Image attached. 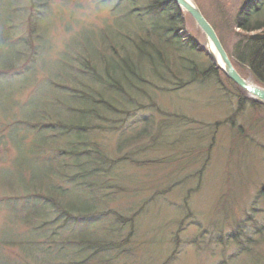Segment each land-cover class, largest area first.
I'll return each instance as SVG.
<instances>
[{"label": "rangeland", "instance_id": "374dc122", "mask_svg": "<svg viewBox=\"0 0 264 264\" xmlns=\"http://www.w3.org/2000/svg\"><path fill=\"white\" fill-rule=\"evenodd\" d=\"M100 1L42 0L35 12L31 11V15L43 12L47 15L39 24L44 32L37 29L32 40V69L24 74L22 70H14L12 74L17 76H7L2 73L8 71H2L1 68L4 67L0 64V264H63L61 255L67 251L63 248L64 245H54L52 250H58L57 253L36 241H40L39 237L43 236L40 235L41 232L45 234L46 231L35 229L34 218L30 215L32 212L26 210L33 206H43L48 210L49 203L26 193L32 185L40 183V169H44L46 173L49 168L50 171H56L49 161L56 159L60 143L50 141H53L54 130L56 132L62 128L56 123L69 126V118L73 116L69 113L71 106L64 107L67 106L63 104L67 101V96L63 90L74 84L61 72V66H58L59 54L71 40L76 39L81 43L82 58L100 60L105 52L100 34L116 23L118 25V21L123 19L122 15L114 13L111 8L119 0H111L102 6L99 5ZM195 1L208 22L216 29L238 72L255 82L249 69V59L243 54L247 46L245 37L249 35L238 32L234 27L242 0ZM141 5L142 1L136 0V6ZM28 8H31L29 2L0 0V52L5 59L2 60L0 55L2 63L15 62L17 39L29 40ZM123 9H126V15L130 11L129 6ZM130 17L131 15L128 16ZM260 19L264 21L263 15ZM182 20L191 36L203 47H207L206 36L197 28L194 19L187 15ZM125 27L132 30L130 37L137 34L133 25L125 24ZM139 36L145 37L144 34ZM85 38L88 41H84ZM242 40V44H239ZM161 46L166 47L154 35L150 41L145 39V47H153L155 50L150 49L153 53ZM128 52L135 55L129 50ZM196 52H200V55L188 51L180 52L188 54L186 60L165 54L164 57L171 64L169 73L164 72V76L160 78L154 69L144 65L146 72L143 82L137 79L126 88V92L132 94H139L141 89L148 95L154 94L152 101L156 108L167 113L158 115L156 121L150 124V128L155 125V131L150 136L153 138L137 137L138 127L129 129L123 135L121 131L114 133L113 129L120 125H112V122L101 129H98L101 125L99 124L94 131H106L101 139L102 158L105 160L107 155L121 158L112 166L116 174L115 184L121 187L114 194H106L109 196L103 195V186L90 187L93 190L88 195L84 194V189H80L79 194L61 195L62 201H72L79 206L78 211L64 206L68 210L67 215L108 211L112 216V212H122L132 222L135 221V225L127 229L121 225L115 228L110 225L113 218L97 222L93 217L92 224L88 220L79 223L80 228L90 229L78 235L79 229L73 233L66 231L78 225L77 221H71L66 228L59 231L62 233L60 238L55 235L57 240H69L78 235L76 243L81 240L102 242L106 239V230H111L110 243L105 247L101 243H94L95 246L86 245L95 249L88 250L89 255L104 250L97 258L107 260L101 262L92 259L83 264H264V110L253 109L247 96V101H244L245 94L229 82L220 69L215 70V75L211 73L210 78H203L204 71L216 65L206 54L207 51L198 48ZM73 58H77V53ZM26 59L27 57L21 56V62ZM187 60L197 63L194 72L190 73L188 70ZM135 62L139 64L140 58ZM259 62L260 59L257 60ZM62 68L71 75L69 68L66 69L64 65ZM53 71H58V74L60 72L61 77L56 80L60 81L63 89L52 93L46 79L48 77L54 82L48 76ZM188 73L192 77L195 75L196 82H189L192 77ZM77 75L81 78L79 72ZM156 75L159 80H156ZM173 77L177 78L176 82ZM165 78H170V84L163 82ZM165 80L168 82V79ZM149 81L156 91L145 86L144 82L150 85ZM76 84L79 85L80 81L77 80ZM84 84L97 89L88 80ZM143 99L135 108H144L145 98ZM57 104L62 105L54 108L59 109V115L57 111H51ZM48 105V120L39 121L37 124L35 121L38 120L33 118L39 119L41 113L47 112ZM32 113L33 118L25 117ZM152 115L151 110H148L132 116L128 122L147 116L148 119L142 120L150 123L154 119ZM176 115L188 120L181 121L175 118ZM21 118L26 120V124L23 127H14L13 121ZM231 118L235 120L233 127L226 123ZM219 123L223 125L220 126ZM38 125L44 128L43 133ZM135 125L136 122L125 124V127ZM217 126L221 127L219 133L214 129ZM239 128L242 132L238 135ZM163 131L165 132L162 134ZM248 136L249 139H246ZM118 139L123 142L128 139L130 146L126 143L116 145ZM94 140L97 138L94 137ZM154 141L160 143L154 145ZM46 142L48 145H45ZM187 148L191 149L189 153ZM152 150L155 151L154 155L147 156L146 152ZM73 157L77 167H80L76 156ZM209 159L206 168V161ZM122 171L126 178L119 177ZM49 181L59 184L56 178ZM51 185H47L48 194ZM110 185L109 182L107 187ZM6 206L9 210L7 213L4 210ZM22 208L24 210L20 212ZM46 215L49 221L55 218L51 213ZM14 226L17 227L14 229ZM48 228H51L48 229L49 233H54L57 224L48 225ZM216 235L222 236V245L212 241ZM243 235L251 236L248 247L251 244L253 247L248 253H241V248L237 246ZM12 236H16L12 240L18 244V255L10 258L8 255H13L15 249L14 243L8 241ZM201 240L205 242L202 243ZM8 243L13 246L10 247Z\"/></svg>", "mask_w": 264, "mask_h": 264}, {"label": "trees", "instance_id": "16d2710c", "mask_svg": "<svg viewBox=\"0 0 264 264\" xmlns=\"http://www.w3.org/2000/svg\"><path fill=\"white\" fill-rule=\"evenodd\" d=\"M109 1L110 0H101L99 5H106ZM254 1L255 0H249L244 4L235 21L237 28L246 34L257 31L264 32V21L260 19L262 15L264 17V10L260 7H256ZM111 8L114 13L122 15L123 19L118 21V25L116 23L112 28H108L100 37L105 50V52L102 53V55H104L100 60L82 58L83 63L78 69L81 78L76 79L77 74L72 73L69 79L74 85L63 90L65 96H67V101L63 102V104L65 103L67 106H63H71L69 108V113L73 115L69 118L71 120L70 125L92 132L99 124L101 125L98 129L104 128L103 125L109 123L115 117L113 115H115L117 110L124 106L127 95L126 88H129V85L135 83L137 79L143 80V76L146 72L144 65L154 69L156 74L160 72L164 75V72H167V70L163 65H170L164 57L165 54L178 56L185 60L188 54L180 53V51L194 52L200 55L196 52L198 48L193 39L182 37L184 40L182 41L178 34L179 30H183L184 22L182 20V12L176 7L173 0H154L153 5L149 4L144 9H131L127 15L126 9L124 11L123 8L125 7L122 5H115ZM130 15L131 17L128 18ZM125 24L136 27L137 34L130 37L132 30L126 28ZM141 34H144L145 37H140L139 35ZM153 35L159 39L161 45H166V47H159V50L155 51V55L153 51L150 50L151 48L154 49L153 47L149 49L145 47V39L150 41ZM84 41H88V38H85ZM246 42L247 46L244 48L245 51L243 54L249 59V67L257 76V80L263 83L264 81H262L259 76L262 73V77L264 76V42L253 41L249 38L246 39ZM78 44L81 43L79 42ZM128 50L135 55L130 54ZM138 57L140 58L139 64L135 62ZM16 58L19 59V53H17ZM258 59H260L259 63H257ZM65 61L67 62L69 60L65 59L63 64H65ZM188 63V70L190 73L191 71L194 72L197 63L194 60H189ZM213 70L214 68H209L205 71L203 78H208V74L212 73ZM66 76L68 77L69 74L67 73ZM194 76L192 77L191 75L192 78L189 82H196L197 79ZM77 80L80 81L79 85L76 84ZM86 80L96 85L97 89L90 88L89 86L91 85H85L84 82ZM62 89L63 88L59 87V90ZM56 98L58 97L56 96ZM77 102L83 104H75ZM58 105L60 107L62 106L61 104H57L52 107L51 111H57L59 115V109H54ZM253 107L258 108L259 104L253 102ZM48 111H50L49 105L47 112L41 113L39 119L33 118L34 113L27 115V118L45 122L48 120L46 119ZM76 113H79V115ZM63 117L64 116H61V119ZM56 124L62 126V128L56 132L54 130L52 135L53 141H50V143L59 142L54 140L62 139L61 141H64L70 132V129L62 123L57 122ZM54 128L56 129L57 127L54 125ZM146 130L149 129L146 127ZM147 136H151L147 131L139 135L141 138ZM85 138L86 137H82L79 141L84 143ZM40 171L41 170H39V172ZM66 207H71V209L78 208L69 204ZM61 257L63 259V264L73 261L71 260L73 257L69 254L63 253Z\"/></svg>", "mask_w": 264, "mask_h": 264}, {"label": "water", "instance_id": "95a60500", "mask_svg": "<svg viewBox=\"0 0 264 264\" xmlns=\"http://www.w3.org/2000/svg\"><path fill=\"white\" fill-rule=\"evenodd\" d=\"M179 7H183L194 17L198 26L205 32L208 40L212 43L213 47L217 50L219 56L221 57L222 70L225 74L235 81L239 86H241L247 93H249L256 101L264 103V89L249 85L245 80H243L240 75L236 72L232 66L229 58L227 57L225 51L223 50L215 32L211 26L207 23L204 17L201 15L199 9L195 5L193 0H174ZM264 35H255L253 39H262Z\"/></svg>", "mask_w": 264, "mask_h": 264}, {"label": "bare ground", "instance_id": "6f19581e", "mask_svg": "<svg viewBox=\"0 0 264 264\" xmlns=\"http://www.w3.org/2000/svg\"><path fill=\"white\" fill-rule=\"evenodd\" d=\"M209 50H210V53L213 54V58L215 59V62L217 63V65H219L221 67V63L222 62H221V57L219 56L218 52L215 49H210L209 48ZM163 67H165V69L167 70V73L170 72L169 71V68L171 67V64L169 66L163 65ZM157 74L161 78L162 74L160 72H157ZM159 76H157V75L155 76L156 80H159ZM170 78H165V79H168V81L170 82ZM245 79L248 81V84H250V85L252 84V81L250 79H247V78H245ZM173 81L176 82L177 81V78L176 77H173ZM238 87H239V85H238ZM183 116H185V115H183ZM175 118H179L181 121L182 120H188V119H186V118H184L182 116H178V115H176ZM62 119H64V117ZM13 124H14V127H16V128L23 127V125L26 124V120H24L22 118L21 119H15V121H13ZM70 124L71 123H69V126H66V125L65 126L68 129H70L69 131L74 136V139L75 140L80 139L82 137H88V138H92L93 137V132L92 131L86 130V129H82V128H75L73 125H70ZM118 143H121V144L122 143H126L128 146H130L127 142L120 141L119 139L117 140L116 145ZM107 149H108V147L106 148V150ZM115 150H116V148H115ZM108 157H109V160L110 161L113 158L111 156H108ZM40 170L41 171L38 173L39 174L38 178H39L40 184L42 183V185H44V187L43 186L42 187L40 186L39 187V191H40V193H42L43 192V189H46L47 190V185L48 184H50V185L53 184V185H51L52 186L51 188L49 187V190H51L55 186V183H53V181L52 182L49 181V180H53L54 179L52 177V175H51V173H50L49 170H48L47 173H46V171L44 169H40ZM86 176H87L86 171H84L83 174H82V177L83 178H86ZM188 178L190 179L191 177H188ZM201 182H202V179H201Z\"/></svg>", "mask_w": 264, "mask_h": 264}]
</instances>
